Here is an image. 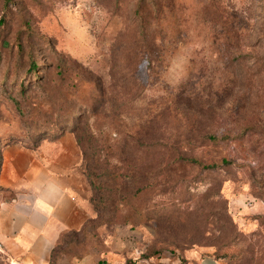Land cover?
<instances>
[{"label":"rangeland","instance_id":"1","mask_svg":"<svg viewBox=\"0 0 264 264\" xmlns=\"http://www.w3.org/2000/svg\"><path fill=\"white\" fill-rule=\"evenodd\" d=\"M14 155L100 207L52 264H264V0H0Z\"/></svg>","mask_w":264,"mask_h":264},{"label":"crops","instance_id":"2","mask_svg":"<svg viewBox=\"0 0 264 264\" xmlns=\"http://www.w3.org/2000/svg\"><path fill=\"white\" fill-rule=\"evenodd\" d=\"M80 164L81 159H1L0 254L8 264H52L62 236L84 230L93 210Z\"/></svg>","mask_w":264,"mask_h":264},{"label":"trees","instance_id":"3","mask_svg":"<svg viewBox=\"0 0 264 264\" xmlns=\"http://www.w3.org/2000/svg\"><path fill=\"white\" fill-rule=\"evenodd\" d=\"M30 68L31 69H35L36 68V65H35V63L34 62H31V65H30ZM208 138L209 139H211V140H217L215 137H212V136H208ZM88 158H90V157H87L86 159H88ZM190 162H192V163H195V164H197V165H199V166H203L204 168H207V169H214V168H216L217 167V165L216 164H203V163H201L199 160H197V159H190L189 160ZM0 167H1V162H0ZM108 177L110 178V175H108ZM87 179H88V181L90 182V184L91 185H93L94 184V182H93V177L91 176V174L90 173H88L87 174ZM92 205H93V210H94V212H96L97 214H100V207H98L96 204H95V201H92ZM87 226V225H86ZM86 228V227H85ZM84 228V229H85ZM72 233H75V232H72ZM61 240V239H60ZM52 255H53V253H52Z\"/></svg>","mask_w":264,"mask_h":264},{"label":"built area","instance_id":"4","mask_svg":"<svg viewBox=\"0 0 264 264\" xmlns=\"http://www.w3.org/2000/svg\"><path fill=\"white\" fill-rule=\"evenodd\" d=\"M2 252V245L0 244V253Z\"/></svg>","mask_w":264,"mask_h":264}]
</instances>
